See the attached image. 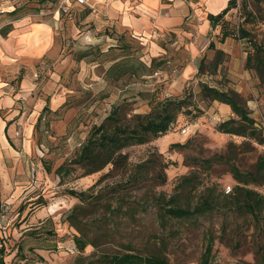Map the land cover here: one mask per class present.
Returning <instances> with one entry per match:
<instances>
[{
	"label": "rangeland",
	"instance_id": "rangeland-1",
	"mask_svg": "<svg viewBox=\"0 0 264 264\" xmlns=\"http://www.w3.org/2000/svg\"><path fill=\"white\" fill-rule=\"evenodd\" d=\"M38 1L25 4L19 10V15L40 9H45L50 14L49 17L52 16L51 12L58 13L59 0ZM248 1L250 3L251 0ZM241 3L240 1L237 13L234 12L228 18L229 28L235 32L240 26H245V11L241 8ZM88 9L74 5L70 17H60L64 25L75 26L77 30H74L72 36H66L59 57L53 60L44 57L35 65L34 80L37 82L38 99L43 102L51 100L54 107L61 106L55 111L49 109L39 119L36 126L37 137L29 158L37 169L30 165L32 172L29 177L25 175L27 182L24 179L23 193L16 203L3 205L2 213L6 216L4 224L7 227L6 250L10 254L16 249L19 234L30 225L43 233L55 234L56 240L50 244L56 243L57 248L26 253L28 261L25 264H92L103 254L124 252L117 245L109 244L99 248L89 246L80 253L72 241L73 236L78 233L67 221L68 215L79 203L68 193L87 192L108 170L85 178H79L80 172H76L65 178L62 185L55 175L58 167L75 157L92 126L101 124L114 104L129 100L133 103L135 113L148 114L157 101L187 97L188 101L194 102L203 111L199 118L180 115L178 123L169 132L172 137H169L172 139L169 140L170 144L161 139L126 151L133 164L145 160L152 152L162 154L167 162L172 163L167 170V185L157 189L158 193L166 195H172L180 179L194 171L201 175L205 188L214 185L222 193L225 188L236 186L224 166H216L212 173L207 174L201 173L189 162L192 158L209 159L223 155L229 144L239 146L242 142L239 138L217 132L216 127L221 122L216 117L213 103L200 95L204 77L211 78L210 85L238 93L247 103L251 117L256 119L258 125L264 126V85L260 84L253 70L247 69L250 46L246 40H241V48L235 53L236 76L231 78V74L229 75V57L214 69L211 62L218 54L213 49L210 56L206 55L207 66L204 72H198L186 82L183 94L169 95V85L179 77L181 68L186 63L178 56L180 50L166 48V55L163 54L162 57L161 52L158 55L149 50L148 46H143L146 42L133 36L129 30L111 26L104 30L98 29L94 24L95 20L88 19V23L84 22L83 17ZM1 16L3 14H0V27L4 23ZM245 27L257 39L264 40V6L257 22ZM233 39L240 44V39ZM183 130H187V133L183 134ZM176 143L187 144V148L171 149L170 146ZM252 147L248 148V152L240 153L238 163L242 170H250L258 154L264 151L263 146L254 144ZM48 167L51 168L50 172ZM204 187L199 193L204 191ZM260 192L264 196V188ZM130 195L131 199L140 200L142 197L137 192ZM39 197L46 202V206L34 208L33 204ZM194 200L198 201V198ZM229 203V200L221 198L219 210L214 215L201 218L200 223L194 227L172 222L170 229L175 234L171 236L168 231L162 233L158 229L152 216L142 217L135 225L123 224L120 227L123 229L122 242L131 244L142 253L160 252L166 256L168 264H202L207 237L212 235L214 244L210 264H260L256 252L260 247L264 249V233L249 217L236 213ZM33 208L30 221L22 223ZM223 225H226L225 232H222ZM154 236H163L166 246L160 245Z\"/></svg>",
	"mask_w": 264,
	"mask_h": 264
},
{
	"label": "trees",
	"instance_id": "trees-1",
	"mask_svg": "<svg viewBox=\"0 0 264 264\" xmlns=\"http://www.w3.org/2000/svg\"><path fill=\"white\" fill-rule=\"evenodd\" d=\"M241 8L245 11V26L255 24L261 16L264 0H240ZM237 7V1H230L228 7L219 15H209L213 26L220 25L222 30L220 42L227 38L246 40L250 46L247 58V69L253 70L260 84L264 85V40L257 39L245 26H240L237 32L229 28L224 17L229 11ZM90 13L86 12V16ZM10 28V27H9ZM10 29H2L6 36ZM214 48V45L210 46ZM217 57L211 62L214 69L227 61L223 51H216ZM207 61L202 60L199 73H203ZM200 95L204 100L225 104L231 108L233 117L217 125V132L230 135L242 140L238 146L229 144L223 155H216L209 159H189L190 163L201 173L210 174L216 166H224L226 172L236 186L229 194L216 190V187H204L201 175L194 171L184 176L175 186L172 195L157 192V189L168 183L167 170L172 165L162 154L150 153L147 158L137 164L130 161L126 151L139 146H146L168 135L172 127L178 123L180 115L199 118L203 111L187 97L181 100L165 99L152 105L148 114L135 113L133 103L123 100L114 104L108 116L99 125H93L87 138L77 150L74 158L66 160L55 170V175L62 185L65 178L76 172L79 178L102 174L99 180L87 192L70 191L68 194L76 198L75 205L67 217L70 226L77 231L72 238L75 247L83 253L89 246L99 248L109 244L124 249L123 253L103 254L92 264H168L164 254L160 252H140L131 244L122 242L123 224L135 225L142 217L152 216L158 229L162 233L175 234L170 225L172 222L196 226L201 218L214 215L219 209L221 198L229 200L234 211L241 216L249 217L264 233V196L260 189L264 188V151L260 152L250 170H242L239 166L240 153L248 152L254 144L264 147V126L258 125L251 117L247 103L234 91L222 90L214 85L201 83ZM192 110H191V109ZM48 111V107L45 111ZM196 112V113H194ZM195 114V115H194ZM171 149L184 150L187 144H172ZM253 148V147H252ZM237 150H241L238 152ZM48 171L51 168L48 167ZM111 182V183H110ZM204 187V191L200 189ZM141 194L140 200L131 199V193ZM198 198L195 201L194 198ZM39 197L33 204L34 208L46 206V202ZM33 209L23 218L26 223L32 215ZM153 208V210H151ZM25 207L21 209V213ZM155 210V211H154ZM100 217H95L98 216ZM262 224V225H261ZM226 225L222 226V232ZM57 236L50 232L43 233L37 227L25 232L16 243L18 261H28L26 253L37 250L56 249ZM160 245L166 246L163 236H154ZM64 240L63 238L61 239ZM207 249L202 264H210V255L214 244V237L208 235ZM162 249H166L162 247ZM4 252V249H2ZM259 263L264 264V249L260 247L256 252ZM0 264H5L1 257Z\"/></svg>",
	"mask_w": 264,
	"mask_h": 264
},
{
	"label": "crops",
	"instance_id": "crops-1",
	"mask_svg": "<svg viewBox=\"0 0 264 264\" xmlns=\"http://www.w3.org/2000/svg\"><path fill=\"white\" fill-rule=\"evenodd\" d=\"M30 1L34 0L0 2V11H4L1 16L4 23L0 27V259L2 257L5 264H25L26 261L17 260V248L11 253L9 251L10 254L6 250L7 227L4 224L6 216L2 213L3 205L16 203L23 193L24 179L27 182L25 175L29 177L32 172L30 165L35 166L29 158L37 137V123L48 112L45 108L55 111L61 106L54 107L51 100L43 102L38 99L37 82L34 80L35 65L44 57L52 60L59 57L66 36H72L74 30H77L75 26L63 24L60 17L67 16L62 15L58 9V13L51 12V17L45 9L19 15V10ZM230 1L232 0H93L94 10L88 9L86 12L90 13L86 16L85 12L83 19L85 23L89 22L88 19L95 20L94 24L101 30L108 26L129 30L133 36L146 42L143 46H148L149 50L158 55L161 52L162 57L163 54L166 55V48L180 50L178 56L186 63L181 68L179 77L169 85L168 91L169 95L180 96L186 82L198 74L202 60L206 55L210 56L213 49L215 52L223 51L231 59L229 75L231 74V78L237 75L235 53L241 48L242 41L238 44L229 37L221 43L218 39L221 26H213L209 20V15L221 14ZM234 12L237 13V8L229 11L224 20L228 22ZM3 28L10 29L6 36L1 34ZM168 76L166 73V77ZM240 91L239 87L238 92ZM212 103L219 122L233 117L229 106ZM169 134L161 138L168 144L172 140ZM32 227L34 225L27 226L19 234V238Z\"/></svg>",
	"mask_w": 264,
	"mask_h": 264
},
{
	"label": "built area",
	"instance_id": "built-area-1",
	"mask_svg": "<svg viewBox=\"0 0 264 264\" xmlns=\"http://www.w3.org/2000/svg\"><path fill=\"white\" fill-rule=\"evenodd\" d=\"M93 0H59V7L58 10L61 12L62 15L70 17L72 15V8L73 6L78 7H87L89 10H94L95 5L92 2ZM237 7H239V2L237 3ZM236 7V8H237ZM238 9V8H237ZM0 14H4V11H0ZM203 82L210 85V77H204ZM187 130H183V134H186ZM17 135H19L17 133ZM232 190V187L229 186L225 189V193L229 194Z\"/></svg>",
	"mask_w": 264,
	"mask_h": 264
}]
</instances>
